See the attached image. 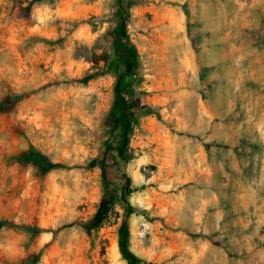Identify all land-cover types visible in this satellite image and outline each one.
Masks as SVG:
<instances>
[{"label":"rangeland","instance_id":"rangeland-1","mask_svg":"<svg viewBox=\"0 0 264 264\" xmlns=\"http://www.w3.org/2000/svg\"><path fill=\"white\" fill-rule=\"evenodd\" d=\"M0 102V264H264V0H0Z\"/></svg>","mask_w":264,"mask_h":264},{"label":"trees","instance_id":"trees-1","mask_svg":"<svg viewBox=\"0 0 264 264\" xmlns=\"http://www.w3.org/2000/svg\"><path fill=\"white\" fill-rule=\"evenodd\" d=\"M130 74H131V63H128L127 68L124 71V75L128 76ZM2 105L3 103L0 102V108ZM122 116L123 113L121 114L120 117H118L115 120V123H119L122 120ZM127 143L128 140L124 135V141L121 144L120 148L118 149V155L120 156L121 159L124 158V149L127 147ZM28 157L33 159L34 164L42 174H45L57 167V165L52 164L46 158L35 153L34 151L29 152ZM21 158H22L21 156H15L13 157V161L21 162L22 160ZM125 181L126 183L123 191L125 195H129L131 193V191L128 189L130 179H125ZM124 208H125V220L121 223L118 230V234H119L118 248H119L120 256L123 260L127 262V264H139V263L151 264V263H146L145 261L136 257L129 249L130 233L127 225V219L135 211L130 207L128 201L126 200H124ZM111 209H112V201H105V200L101 201V204L99 205L94 218L89 222L80 223L79 224L80 227L88 235L92 234L100 226V224H102V222L104 221V219L106 218L107 214L110 212Z\"/></svg>","mask_w":264,"mask_h":264},{"label":"crops","instance_id":"crops-1","mask_svg":"<svg viewBox=\"0 0 264 264\" xmlns=\"http://www.w3.org/2000/svg\"><path fill=\"white\" fill-rule=\"evenodd\" d=\"M181 10H182V9H181ZM197 12H198V17L203 19L202 23H203L205 26H206V25H209V24H208V21H210V18H209V19L207 18L208 15L206 14L205 7H204L203 9H197ZM195 14H196V11H195ZM185 17H186V15H185V13H184L183 11H180V12L177 14V18H178L177 23H178V25H179L178 30H179L180 41L187 40L186 34H185V33H182V31H183V29H184V27H183V25H184L183 20H184ZM195 18H196V17H195ZM182 37H184V38H182ZM208 37H209V36L205 37V40H206ZM207 40H212V39H210V37H209V39H207ZM220 40H221V39H220ZM181 63L184 64V61H183L182 59H181Z\"/></svg>","mask_w":264,"mask_h":264}]
</instances>
